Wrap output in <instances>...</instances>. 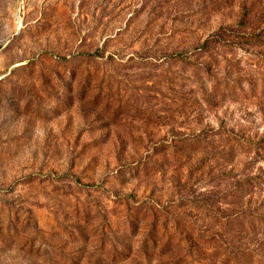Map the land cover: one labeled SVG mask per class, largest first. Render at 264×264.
Segmentation results:
<instances>
[{
	"label": "rangeland",
	"instance_id": "1",
	"mask_svg": "<svg viewBox=\"0 0 264 264\" xmlns=\"http://www.w3.org/2000/svg\"><path fill=\"white\" fill-rule=\"evenodd\" d=\"M0 264H264V0H0Z\"/></svg>",
	"mask_w": 264,
	"mask_h": 264
},
{
	"label": "trees",
	"instance_id": "2",
	"mask_svg": "<svg viewBox=\"0 0 264 264\" xmlns=\"http://www.w3.org/2000/svg\"><path fill=\"white\" fill-rule=\"evenodd\" d=\"M204 43L207 44V40Z\"/></svg>",
	"mask_w": 264,
	"mask_h": 264
}]
</instances>
